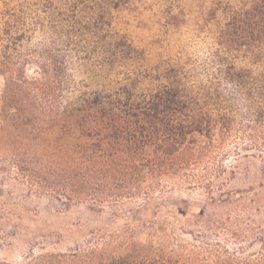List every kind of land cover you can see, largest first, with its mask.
Returning <instances> with one entry per match:
<instances>
[{"label": "trees", "instance_id": "1", "mask_svg": "<svg viewBox=\"0 0 264 264\" xmlns=\"http://www.w3.org/2000/svg\"><path fill=\"white\" fill-rule=\"evenodd\" d=\"M186 1L0 0L2 51L22 47L26 34L45 35L47 47L31 52L47 59L63 93L45 119L25 112L18 94L3 100V169L64 208L102 212L134 197L148 204L169 187L161 182L192 177L196 166H223L231 139H242L236 152L264 146L256 136L264 134V0H206L193 9ZM140 5L170 26L196 13L214 45L184 57L136 45L117 19ZM41 134L46 153L15 145ZM145 227L142 250L133 235L120 250L91 236L68 255H27L24 264H264V234L252 253L238 246L209 257L156 244L155 229Z\"/></svg>", "mask_w": 264, "mask_h": 264}, {"label": "rangeland", "instance_id": "2", "mask_svg": "<svg viewBox=\"0 0 264 264\" xmlns=\"http://www.w3.org/2000/svg\"><path fill=\"white\" fill-rule=\"evenodd\" d=\"M203 1L186 2L193 9ZM150 8L140 5L135 11L121 12L117 19L118 28L136 45L176 57L202 55L214 45L213 33L196 13H186L182 24L170 26L156 16L153 6ZM32 36L26 34L20 39L22 47L0 48V129L5 99L18 94L28 104L25 112L41 119L49 115L52 98L62 100L59 85L51 83L47 59L31 52L46 48L48 38ZM256 134L264 137L259 130ZM46 138L44 134L37 140L21 138L15 145L22 151L46 153ZM231 140L222 150L223 166L211 162L196 166L192 177L161 182L158 188L169 187L155 193L148 204L142 197H134L102 212H92L82 203L64 208L32 183L7 173L1 142L0 264H24L25 257L32 254L68 255L91 236L95 242L108 237L112 240L109 248L120 250L125 238L133 235L137 250H142L145 226L149 225L155 229L156 244L178 247L185 254L198 250L201 256L212 257L209 251L238 246L252 253L257 237L264 234V146H247L236 152L234 145L241 146L242 139Z\"/></svg>", "mask_w": 264, "mask_h": 264}]
</instances>
